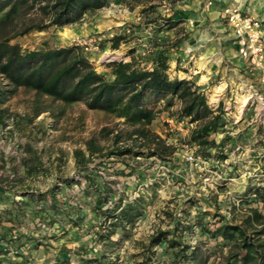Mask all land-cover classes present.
<instances>
[{"label": "rangeland", "instance_id": "obj_1", "mask_svg": "<svg viewBox=\"0 0 264 264\" xmlns=\"http://www.w3.org/2000/svg\"><path fill=\"white\" fill-rule=\"evenodd\" d=\"M177 1L112 0L78 24L32 31L11 44L23 50L43 43L77 45L105 78L113 62L150 69L154 55L163 51L170 79L194 84L213 111L221 105L225 127L209 140L218 144L226 137L225 143L217 148L191 143V131L203 122L180 117L177 100L171 108L160 101L148 128L175 149L172 160L122 155L119 151L131 145L124 119L88 110L82 102L64 105L36 97L30 90L7 94L0 102V264H86L90 256H101L104 264H139L146 258L172 264L173 249L164 240L149 246L159 232L196 248V261L178 264H221L229 244L208 231L225 222L241 225L250 209L264 215V203L255 195L243 197L248 189L264 188V124L256 100L241 103L251 84L224 70L233 58L223 55L214 36H202V26L188 19ZM172 17L176 22L166 24ZM202 76L210 79L201 81ZM117 133L121 139L114 144ZM91 138L102 151L88 157ZM76 150L91 159L86 166L76 163ZM65 179L70 187L63 186ZM53 187L54 207L50 195L25 197ZM99 193L108 200L102 210L143 198L141 216L132 226L116 228L109 240L110 222L94 210Z\"/></svg>", "mask_w": 264, "mask_h": 264}, {"label": "trees", "instance_id": "obj_2", "mask_svg": "<svg viewBox=\"0 0 264 264\" xmlns=\"http://www.w3.org/2000/svg\"><path fill=\"white\" fill-rule=\"evenodd\" d=\"M110 1L112 0H0V78L3 81L0 85V102L7 98V94H13L18 89L33 91L36 97L44 96L64 105L82 102L88 110L122 118L124 124L131 127V131L126 134V140L131 145L123 148L119 154H146L167 162L172 160L175 149L148 127L156 115V105L160 101L164 108H171L177 100L180 103V117L189 118L191 122H203L191 131V143L199 148H217L223 145L226 137L218 144L209 140L210 135L225 127L221 105L219 111H213L208 106L205 95L194 84L177 78L170 79L167 74L169 59L163 51L154 55L150 69L138 68L122 61L113 62L109 65L110 78H105L96 72L77 45L50 47L43 43L40 49L23 50L19 45L11 44L15 38L32 31L63 29L78 24L86 15L102 9ZM130 1L138 0H122L123 3ZM165 22L168 25L175 23V17ZM118 43L119 39L116 38L113 49L118 47ZM120 139V134L117 133L112 142L118 144ZM134 147L137 150L134 151ZM101 151L102 148L96 145L94 139L86 142L88 157ZM74 154L78 166L84 167L91 160L85 159V153L81 150H76ZM71 185L70 180H63V186ZM57 190L53 187L45 193L26 194L25 197L30 200H45L50 195L51 207H54ZM251 194L256 196V201L264 203V188L248 189L243 197ZM142 199L139 197L126 203L120 200L112 207L102 210L103 203L108 200L99 193L94 210L104 217L105 223L110 222L106 240H109L116 228L124 229L135 223L141 216ZM208 233L214 239H221L229 244L221 264H264V215L257 209H250L241 225L225 222ZM167 235L169 233H157L151 237L149 246L154 247L164 240L173 249L172 264L197 260L196 248H190L180 240H168ZM85 262L104 264L101 256L87 257ZM61 263L66 261L61 259ZM139 264L158 263L146 258Z\"/></svg>", "mask_w": 264, "mask_h": 264}, {"label": "built area", "instance_id": "obj_3", "mask_svg": "<svg viewBox=\"0 0 264 264\" xmlns=\"http://www.w3.org/2000/svg\"><path fill=\"white\" fill-rule=\"evenodd\" d=\"M214 1L208 0L205 7H210ZM221 17L232 34L237 58L242 62L240 68L247 75L248 83L251 84L247 105L250 100L258 102V114L264 124V29L262 23L259 19L244 14L238 6L225 7ZM85 49L87 50V47Z\"/></svg>", "mask_w": 264, "mask_h": 264}, {"label": "crops", "instance_id": "obj_4", "mask_svg": "<svg viewBox=\"0 0 264 264\" xmlns=\"http://www.w3.org/2000/svg\"><path fill=\"white\" fill-rule=\"evenodd\" d=\"M207 1L181 0L176 3L180 10L185 11L184 14L188 15V19H192L196 26H202L201 29H204L202 32L203 37L211 38L214 36L217 39V45L224 46L223 55L233 58L234 61L224 67V70L234 72L237 79L242 80L244 84H248L247 75L240 68L242 62L237 58L232 34L228 31L221 15L225 7L238 6L244 14L259 19L264 29V0H215L210 7L206 8L205 4ZM221 40H224V44L221 43ZM199 72L201 71H196L197 74ZM208 79L210 77H201V81Z\"/></svg>", "mask_w": 264, "mask_h": 264}, {"label": "bare ground", "instance_id": "obj_5", "mask_svg": "<svg viewBox=\"0 0 264 264\" xmlns=\"http://www.w3.org/2000/svg\"><path fill=\"white\" fill-rule=\"evenodd\" d=\"M66 30V29H65ZM63 34V33H62ZM66 34V33H65ZM64 35V34H63ZM217 89H221V87L219 86ZM215 92V91H214ZM249 98H247V96H243V99H242V104H244L243 106H245V104L247 103ZM241 101V100H240ZM242 106V105H241Z\"/></svg>", "mask_w": 264, "mask_h": 264}]
</instances>
